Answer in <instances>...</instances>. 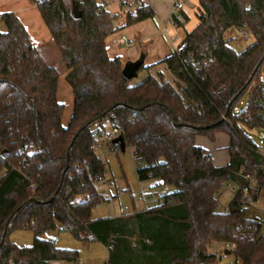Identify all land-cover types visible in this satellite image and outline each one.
I'll use <instances>...</instances> for the list:
<instances>
[{"label": "trees", "instance_id": "obj_1", "mask_svg": "<svg viewBox=\"0 0 264 264\" xmlns=\"http://www.w3.org/2000/svg\"><path fill=\"white\" fill-rule=\"evenodd\" d=\"M35 1L67 67L74 107L63 125L58 68L34 45L16 14L0 15L6 27L0 29V264L74 261L77 250L44 237L59 228L78 240L104 244L107 264H213L218 255L209 250L215 243H233L228 249L242 264H264L263 223L247 217V205L264 189V156L244 129L264 127L256 115L264 0H198L199 22L186 31L185 48L158 62L174 83L158 71L138 84L124 76L120 57L108 54L106 39L119 27L106 0ZM181 13L188 20L183 8ZM154 17L142 0L125 25ZM172 21L183 24L173 15ZM233 27L247 28L254 37L242 51L226 38ZM253 84L247 106L253 117L240 121L234 110ZM95 122L118 127L126 147H135L139 179H155L165 187L157 204L116 217H92L104 199L93 179H102L105 170L95 148ZM217 131L230 135V162L223 166L196 143L198 135L213 138ZM226 181L240 189L221 211L219 194ZM247 186L251 201L244 198ZM240 226L257 231L240 233ZM15 230L33 231V244L11 242Z\"/></svg>", "mask_w": 264, "mask_h": 264}, {"label": "rangeland", "instance_id": "obj_2", "mask_svg": "<svg viewBox=\"0 0 264 264\" xmlns=\"http://www.w3.org/2000/svg\"><path fill=\"white\" fill-rule=\"evenodd\" d=\"M111 1L110 9L113 12H117L120 16L115 20V25L119 27L115 32L122 30L126 27V14H124V9L121 8L119 0H108ZM175 1L177 0H151L159 10V13L165 22L163 26L155 19L149 18L154 21L158 27V33L160 40L165 41L168 45L169 50L174 51V45L178 46L183 41L186 31H190L198 24L199 20L197 17V12L199 9L198 0H178L181 7L188 15V20H183L182 25H177L170 20V16L175 9ZM163 20V19H161ZM1 30H6L4 25H0ZM241 31H249L247 28H236L233 27L229 29L226 33V38L229 43L237 51H242L251 45L254 41L252 39L244 38ZM114 32V33H115ZM158 37V38H159ZM127 39L131 42L133 47L136 43L131 41L130 37L126 35L121 41L122 48L129 49L130 47L124 44V40ZM135 43V44H134ZM158 43V42H156ZM142 47L140 54L145 55L148 50H155L157 46L155 40H142L139 44ZM155 46V47H154ZM50 48L48 50V61L50 64L58 68L60 72L59 80V94L58 99L65 104V112L62 119L63 125H67L68 120L73 109V92L69 82L66 80L67 67L62 59L58 47L51 40ZM151 50V52H152ZM153 50V51H154ZM157 52V50H156ZM146 67V66H145ZM141 68L138 71V75L131 79L132 84H138L142 82L149 75H157L158 71L163 72L164 77L170 82L174 83L173 74L166 68L163 63H158L152 68ZM264 76V65L261 69ZM67 87V89L65 88ZM254 91V84L251 85L245 93L242 95L240 100L236 105L234 113H237L244 108H246L251 100ZM107 129L111 130L112 126L107 124ZM249 137L259 146L262 151H264V127L257 126L254 128L244 127ZM230 140V135L225 131H217L213 138L205 134H200L196 137V142L209 148L210 153H215V163L225 164L229 159V149L228 144ZM117 150L114 151L112 146L107 141L98 140L96 152L98 156L105 162V170L102 179L96 181V190L103 196L104 199L97 204L93 211L92 217H108L113 214L131 213L134 210H139L145 207L146 204L149 206L155 205L157 199L165 192V187L158 185V180L148 179L140 180L137 175V160L135 156V147L128 146L125 150L120 147H116ZM221 162V163H220ZM225 162V163H224ZM224 187L221 189L219 194V209L224 211L230 202L235 197L236 193L239 192V185L234 181L224 182ZM230 188H233L231 190ZM126 208V210H124ZM136 208V209H135ZM247 217L248 218H258L263 223L264 231V189L259 191L257 200L251 201L247 205ZM48 239L57 238V246L64 249L77 250L78 256L84 258L83 264H106L107 263V253L97 252L95 244L88 242L86 240H78L72 236L70 232L59 228L55 231L48 232L44 235ZM34 232L31 230H15L9 234V239L11 242L18 246H30L34 242ZM215 247H210V252H217L218 258L213 264H242L239 260H236L233 254L224 253V245L221 243H215ZM63 264H73V261H65Z\"/></svg>", "mask_w": 264, "mask_h": 264}, {"label": "crops", "instance_id": "obj_3", "mask_svg": "<svg viewBox=\"0 0 264 264\" xmlns=\"http://www.w3.org/2000/svg\"><path fill=\"white\" fill-rule=\"evenodd\" d=\"M143 1L146 4H149L153 8V10L155 11V17L153 18V19H155V22L158 23V21H159L160 24H162V26H163V22H165V20H164V18L161 17L159 10L157 9V6L153 2H151V0H143ZM111 3H112L111 1L106 0V8L111 13L116 14V17L114 18V20H116L117 17L120 16V14L117 12H113L110 9ZM119 4H120V2H119ZM6 12H13L14 14H16L18 16V18L22 21V23L24 24V26L28 30L34 45H36L39 48V50H41V52L44 54V56L48 60V50L50 49L48 47L51 44V40L53 41V39H52L51 32H50L47 24L45 23L44 19L42 18V15H41L40 10L38 8L37 2L35 0H0V15H2L3 13H6ZM161 19H163V20H161ZM170 20L172 21V14L170 16ZM155 22L152 21L151 19H146V20H143L141 22L133 24L129 27H126L122 30H119V31L109 35L106 39L108 54L111 57H120V59L123 63V67H124V65L126 63L131 62V61H136L137 59H139L141 51H142V47H139L138 44L142 40H148L149 39L151 41L155 40V44L157 46L156 47L154 46L155 47V50L153 48L154 51L151 49L152 52H151V50H148V52L145 54L144 66H149V65H153L155 63H158L159 61H161L162 59H164L165 57L170 55L172 53V51L169 50V47H168V45H166L165 41L160 40L159 33H158L159 29H158ZM1 24L4 25L3 23H0V25ZM164 28L166 29V27H164ZM126 35L130 37L131 41L134 40V42L136 43V45H134L132 47L131 42L129 40L125 39L124 44L126 46L130 47L129 49L122 48L123 42L121 41V39L124 36L126 37ZM126 40L129 41V43H130L129 45L125 43ZM156 42H158V43H156ZM156 50H157V52H156ZM59 80H60V78H59ZM65 88L67 89V87H65ZM71 89H72V87H71ZM72 92H73V90H72ZM58 94H59V84H58L57 96H58ZM73 107H74V94H73ZM72 113H73V109L71 111L70 118L72 116ZM63 116H64V114H63ZM70 118H69V120H70ZM69 120H68V122H69ZM229 144H230V140H229ZM229 144H228V146H229ZM198 145H200V144H198ZM200 146L204 147L209 152L211 159H212V162L215 165L223 166V165H226L230 162V153H229V159L226 163L224 162L225 164H216L214 162L215 161V158H214L215 153H210L209 148H207L203 145H200ZM159 200H160V197L157 199V202L155 204H157L159 202ZM148 207H150V206L148 204H146L145 207H142L139 210H134L133 212L142 211V210L147 209ZM124 210H126V208ZM133 212H131V213H133ZM127 214H130V213H127ZM116 216H118V214H113L112 216H108V217H116ZM99 218H107V217H98V218H94V219H99ZM86 241L92 242L93 244H95L94 245V246H96V250L94 251L95 253H97V252L98 253L99 252L100 253L101 252L107 253V261H108L109 251H108V248L104 244H102L101 242H99L97 240H86ZM211 247H215L214 244ZM224 247H225V249H224L225 254H232L230 252V250L225 245H224ZM214 253H216L218 255L217 252L214 251ZM80 258L82 259V264H83L84 258L83 257H80Z\"/></svg>", "mask_w": 264, "mask_h": 264}, {"label": "built area", "instance_id": "obj_4", "mask_svg": "<svg viewBox=\"0 0 264 264\" xmlns=\"http://www.w3.org/2000/svg\"><path fill=\"white\" fill-rule=\"evenodd\" d=\"M142 0H119L121 8L124 9V14H129L132 13L134 14L136 12V8L139 5V3ZM181 4L178 0L177 2L175 1V9L172 13V15L174 16V18L181 22L184 20L183 14L181 13ZM111 17L115 18L116 14L111 13ZM241 34L244 38L247 39H252L253 35L250 31L247 32H243L241 31ZM126 44H130L129 41H125ZM185 48V44L181 43L178 46H174V51L177 53H180L183 49ZM261 85H262V91L261 94L258 96L257 100H256V107H257V112L256 115L257 117L261 120V122L264 124V76L261 77ZM236 109V108H235ZM239 113V119L240 121H245V120H251L252 119V113L250 111L249 108H245L243 112H237ZM225 120L228 121V123L232 124V121L230 119H228L227 117H224ZM93 131L95 133L96 136V140L98 142V140H102V141H107L111 146L112 149L114 151L117 150L116 147H119V145H114L112 143V140L116 137H118L119 135H121V131L118 127H112L111 130H108L107 127L105 128L104 125H102L100 122H95L93 124ZM95 148H97V143L95 145ZM259 152L264 156V151H262V149L259 148ZM248 179H251L253 181H255V178L251 175H247L246 176ZM98 179H100L99 176H95V178L93 179L94 182L98 181ZM224 186H222L223 188ZM230 188V186H228ZM231 190H233V188H230ZM245 195L244 198L247 201H251V196H249L248 191H249V187H245ZM238 230L240 233H249V235H252V232L257 231V228L255 227L253 230L247 228V230L244 232L243 228L240 226L238 227ZM58 242V239L55 238V243ZM227 248H233L234 244L233 243H229L226 245ZM65 261L63 260H52L50 261L49 264H63ZM73 264H82V259L80 257L76 258L73 261Z\"/></svg>", "mask_w": 264, "mask_h": 264}, {"label": "water", "instance_id": "obj_5", "mask_svg": "<svg viewBox=\"0 0 264 264\" xmlns=\"http://www.w3.org/2000/svg\"><path fill=\"white\" fill-rule=\"evenodd\" d=\"M73 13L77 18L81 17L82 15L80 9L78 8V4L76 2L73 4ZM144 60H145V55H141V57H139V59H137L136 61H131L126 63L123 67L124 76L127 77L128 79H132L136 77L138 75V71L141 69L142 65L144 64ZM112 142L114 144H118L122 150H125L126 144L124 137L122 135H119L118 137L114 138Z\"/></svg>", "mask_w": 264, "mask_h": 264}]
</instances>
